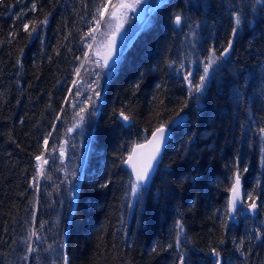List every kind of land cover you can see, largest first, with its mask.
Masks as SVG:
<instances>
[{"label": "trees", "instance_id": "16d2710c", "mask_svg": "<svg viewBox=\"0 0 264 264\" xmlns=\"http://www.w3.org/2000/svg\"><path fill=\"white\" fill-rule=\"evenodd\" d=\"M108 2L0 3V264H180L181 252L184 264H214V248L221 264H264V0H165L105 78L93 60L114 29L110 6L96 24ZM186 22L198 24L201 58L233 41L195 100L176 72ZM184 116L130 206L132 146ZM237 172L244 210L229 217Z\"/></svg>", "mask_w": 264, "mask_h": 264}, {"label": "snow or ice", "instance_id": "6c2138e0", "mask_svg": "<svg viewBox=\"0 0 264 264\" xmlns=\"http://www.w3.org/2000/svg\"><path fill=\"white\" fill-rule=\"evenodd\" d=\"M3 0H0V3H2ZM257 3L260 2V0H256ZM141 0H134L133 4H125L123 2H121L119 5L117 4H112L109 3L107 4H102L100 6H98L97 11L99 12V19L96 20V24H97V28H99V26L101 25V22L105 20V12L102 11L101 9H108L109 6H111V8L113 9V11L110 13V16H115L116 12L115 9L119 8H134L135 4H140ZM32 10L35 11L36 10V5L33 4L32 5ZM19 18V16L17 17ZM183 20V17L180 14L175 15L173 23L176 26L181 25ZM39 23L41 24H46L47 23V18H45V20L40 21ZM234 24L235 26L232 28V33L235 34L238 31V26L241 24V17L239 14H236L234 16ZM23 28L26 32L29 33V37L31 38L33 33L36 32V23H32V27L31 30H29V24H24ZM97 29H90V32H95ZM9 36L12 37L14 36L13 33H9ZM93 39H95V36L92 37ZM232 44L233 41L231 39L228 40V45L227 47H225L223 49V52L220 53L219 56H217L215 54V50L214 49H210L209 50V54L207 57H205V63H204V67H203V74L199 76V80L196 83L192 82V77L194 75L192 68H189L187 70V72L185 73L183 79L184 81H186L188 83V88H189V94H199L203 92L204 87L207 84L208 78L211 75L210 73V68H212L213 65L216 64V62L218 60H220L221 58L225 57L230 49L232 48ZM87 55V53L85 54ZM112 59V55L111 53L109 54L108 59H106L105 61V67L109 66V60ZM17 64H20V60H17ZM171 66V65H170ZM180 68L183 69L184 68V63L183 61L181 62ZM77 72H79V69L77 70ZM73 83H77V81H73ZM159 87V86H158ZM96 96H99L100 93L98 91L95 92ZM91 101V98H89ZM120 118L122 119V121L124 122H128L130 120V117L128 115H125L123 111H121L120 113ZM75 127V125H74ZM72 129H69L68 131H71ZM260 133L262 136H264V128H261ZM49 135H51V133H49ZM153 139L151 141H148V145H151V151L149 152V154L147 155L146 159L142 162V163H138L135 162V158H136V151L135 149H133V151L129 154L128 160L125 161V163H128L131 167H132V173L135 176L134 180H130L129 181V185H130V189H131V195L133 197H139L140 192L142 187L146 184L151 171L154 167V162L157 161L159 153H160V149H161V145L164 141V137H165V128L159 127L157 128L153 133H152ZM48 141L47 139H45V144H47ZM137 148H144L146 147V145H137ZM262 151H264V149H262ZM63 152H61V156H63ZM35 159L37 161L41 160V156H36ZM44 163H47V161H44ZM245 171H247V169H245ZM35 179V178H34ZM229 191L231 192V195L228 199L227 202V213L229 215V217H233L237 211H243L244 210V201L242 200V196L245 195L243 193L242 190V186H241V175L239 172H237L235 174V178L234 181L231 185V188L229 189ZM247 197L249 200V203L247 204V211L251 214H255L258 210V203L256 201V198L252 196L251 193H247ZM129 205L131 206V201L129 202ZM227 224V220L225 221V225ZM176 244H177V248H180V237L183 234V225L180 223V221L176 222ZM36 232L33 231L30 233L29 235V240H31V237L36 236ZM256 238L259 239L262 235V233L257 229L255 232ZM38 238V237H37ZM244 244V240L241 239L240 244L237 246V251H241V248ZM36 249H34L31 244L29 243L28 247H27V252L28 253H32L34 252ZM153 251H155V249H153ZM212 256L214 258V264H221V259H220V253L214 248L212 249ZM27 255H25L24 259L27 260ZM64 264H68V258L65 255L64 258ZM180 264H184V255L181 252L180 254Z\"/></svg>", "mask_w": 264, "mask_h": 264}, {"label": "rangeland", "instance_id": "374dc122", "mask_svg": "<svg viewBox=\"0 0 264 264\" xmlns=\"http://www.w3.org/2000/svg\"><path fill=\"white\" fill-rule=\"evenodd\" d=\"M122 1H127L130 4L134 3V0H113L111 3L112 4H119ZM160 1H162V0H148L146 6L140 7L139 9H137L136 13L134 12V13L127 14L128 16H126V18H125V23H126L125 34H126V36H125L124 40L121 43V49H120L121 51L123 50V48L127 44V40L130 37H132V35L135 34L142 26H144L146 23H148V20H149L151 12L153 11L155 6ZM242 10H244V9H242ZM239 15L241 16V18H244V12L243 11L239 12ZM105 23L107 24L106 21H105ZM114 23H115V21H114ZM197 26H198V24L193 23V22H191V23L190 22H186L182 26V38H183V42H184V54H183V59L182 60H183V63H184V68L183 69L180 68V65H181V63H180L178 68L176 69L177 74L183 78L185 73L187 72V70L189 68H192L193 73H194V75L192 77V82L193 83L198 82L199 76L203 74L204 63L206 62L205 58H201L198 55L197 51H196V44H197L196 41L198 39ZM111 31L112 30H108V31L106 30L103 33V35H102L103 38H105ZM220 53L215 52V54L217 56H219ZM94 60H93L94 64H96V63L100 64V62L98 60H96V59H94ZM220 61H221V59L218 60L216 62V64L212 66V68H210L211 75L214 72V70L216 69V67L218 66ZM109 74H111V71H109V70L106 71L105 78H106V76L108 77ZM89 76H91V75H89ZM210 76H209V78H210ZM209 78H208V80H209ZM183 81H184V79H183ZM184 83H185V85L187 87V90L189 92L188 83L186 81H184ZM99 93H100V95L98 96V103H97L98 105H99L100 99H101V92H99ZM200 94L201 93L192 94V95H190V97L193 100H195V99L200 97ZM96 113H97V110H96ZM77 123L81 124L80 121L77 122ZM43 161H44V159L42 157L41 160L39 161L40 166L44 163ZM130 198H131V202L133 203L135 201V197H133L131 195V190H130Z\"/></svg>", "mask_w": 264, "mask_h": 264}, {"label": "water", "instance_id": "95a60500", "mask_svg": "<svg viewBox=\"0 0 264 264\" xmlns=\"http://www.w3.org/2000/svg\"><path fill=\"white\" fill-rule=\"evenodd\" d=\"M121 18H122V9H120V13L115 15V19H116L115 30H114V32H112L111 34H109L105 38L104 44H103V48H102V52L99 55L100 63L102 64V66L105 69H110L113 65H115V63L117 62V59H118V45H119L118 43L120 42V40L124 36V22L122 21ZM110 53L112 55V59L109 60V66L105 67V61H106V59H108ZM119 118H120V115H119ZM120 120L122 121L121 118H120ZM182 120H186V117L182 118ZM122 122L124 124L127 123V122H124V121H122ZM178 123H179V120L178 121H173L171 125L172 126H176ZM77 126L80 127V124H78ZM160 127H162V126H160ZM163 127L165 128L164 141H163V143L161 145V149H160V153H159L158 159H157L156 162H154V167H153V169L151 171V174H150V176H149L147 181H149L151 179V177L153 176V174H154V172H155V170L157 168V165L160 162L163 149H164V147L166 145V142L168 141V139L170 137V134H171V131H170L169 127H167V126H163ZM69 132H71V131H69ZM152 133L149 135V137L146 140H144L142 142H139V143H135L132 146V148L130 150V153L133 151V149H135V151H136L135 162L142 163L146 159V157L149 154V152L151 151V147L152 146L148 145V141H151L153 139ZM137 145H146V147L137 148L136 147ZM129 154L127 155L125 161L128 160ZM125 161H124V166L129 171L132 179L134 180L135 176L132 173V167L128 163H125ZM230 195H231V192H230ZM230 195H229V197H230Z\"/></svg>", "mask_w": 264, "mask_h": 264}, {"label": "flooded vegetation", "instance_id": "af4514ba", "mask_svg": "<svg viewBox=\"0 0 264 264\" xmlns=\"http://www.w3.org/2000/svg\"><path fill=\"white\" fill-rule=\"evenodd\" d=\"M146 2L147 0H141V3L135 4L134 8H121L123 17H125L127 14H130V13H134V12L136 13L137 9H139L140 7H144Z\"/></svg>", "mask_w": 264, "mask_h": 264}, {"label": "bare ground", "instance_id": "6f19581e", "mask_svg": "<svg viewBox=\"0 0 264 264\" xmlns=\"http://www.w3.org/2000/svg\"><path fill=\"white\" fill-rule=\"evenodd\" d=\"M149 181H150V180H149ZM149 181H147L146 184H145L143 187H145V186L149 183ZM143 187H142V188H143Z\"/></svg>", "mask_w": 264, "mask_h": 264}]
</instances>
